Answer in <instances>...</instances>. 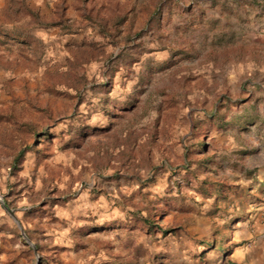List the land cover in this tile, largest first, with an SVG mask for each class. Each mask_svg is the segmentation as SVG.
<instances>
[{"label": "rangeland", "instance_id": "rangeland-1", "mask_svg": "<svg viewBox=\"0 0 264 264\" xmlns=\"http://www.w3.org/2000/svg\"><path fill=\"white\" fill-rule=\"evenodd\" d=\"M264 264V0H0V264Z\"/></svg>", "mask_w": 264, "mask_h": 264}, {"label": "crops", "instance_id": "crops-1", "mask_svg": "<svg viewBox=\"0 0 264 264\" xmlns=\"http://www.w3.org/2000/svg\"><path fill=\"white\" fill-rule=\"evenodd\" d=\"M235 263H236V264H242L243 262H242L241 258H237V259L235 260Z\"/></svg>", "mask_w": 264, "mask_h": 264}]
</instances>
